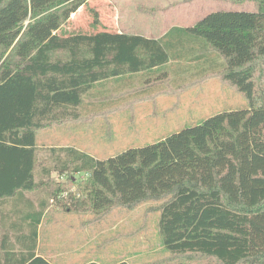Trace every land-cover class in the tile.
Instances as JSON below:
<instances>
[{
    "label": "trees",
    "instance_id": "16d2710c",
    "mask_svg": "<svg viewBox=\"0 0 264 264\" xmlns=\"http://www.w3.org/2000/svg\"><path fill=\"white\" fill-rule=\"evenodd\" d=\"M222 1L241 4L247 0ZM252 2L253 11H217L194 26L170 31L203 39L199 41L206 53L201 57L210 61L213 55L220 56L223 61L211 68H218L215 73L247 101L237 111H250L249 202L241 193L237 197L226 189L216 156L209 162L210 182L189 176L165 191L152 193L151 181L156 175L161 177L159 149L158 158L151 164L139 160L136 166L145 194L130 199L140 193L138 188L124 194V201L112 197V201L127 207L165 199L159 207V235L165 249L176 255L201 254L222 264H264V0ZM88 3L0 0V206L10 200L21 202L24 193L39 188V131L53 123L81 119L85 98L104 82L120 84L139 76L146 79V88L138 94L161 93L157 88L169 79L166 67L180 59L170 47L182 39L172 41L168 34L162 40L107 30L60 35L62 27ZM27 20L30 22L23 31ZM11 48V54L2 61ZM51 152L55 156L58 153L57 163L64 165L59 169L60 176L68 169L73 174L90 175L80 186L83 197L61 187L53 196H61L59 200L69 202L73 211L92 207L94 188L111 196L106 186L109 179L119 190V182L130 175L129 164H120L124 155L98 161L75 147L51 148ZM69 183L75 184L74 176ZM44 207L31 203L27 213L0 209V264H53L37 254Z\"/></svg>",
    "mask_w": 264,
    "mask_h": 264
},
{
    "label": "rangeland",
    "instance_id": "374dc122",
    "mask_svg": "<svg viewBox=\"0 0 264 264\" xmlns=\"http://www.w3.org/2000/svg\"><path fill=\"white\" fill-rule=\"evenodd\" d=\"M113 1L117 2L111 13L115 19L114 25L99 22L101 16L98 11L96 13L98 6L92 0L73 15L59 34L120 31L121 28L128 31L124 26V17L120 19L119 16H126L135 7L129 0L125 4L120 0ZM231 3L245 10H255L252 0L241 4ZM212 7L216 6L212 3ZM109 19L108 14L103 16L105 22ZM118 20L122 21L120 25ZM29 22H24L23 31ZM176 34L179 33H173ZM180 35L183 38L181 42L170 47L176 56L180 54V59L171 61L166 67L169 79L157 88L161 93L156 91L154 96L138 94L146 88V79L139 76L129 78L121 85L114 80L104 82L85 98L84 107L80 109L81 119L53 123L38 132L41 163L36 174L41 184L35 191L24 193L21 202L6 201L4 208L7 212L21 210L27 213L31 203L45 206L39 226L37 254L53 264H85L93 261L102 264L120 261L129 264H222L213 257L201 254L182 256L165 249L158 227L159 207L165 199L145 201L130 207L112 201L113 198L124 201V194L138 188L140 193L133 194L130 199L145 194L142 174L136 175V166L139 160L151 164L158 158L159 149V161H163L161 177L156 175L151 181L149 187L152 193L165 191L189 176L210 182L209 162L216 156L226 189L237 197L241 193L244 200L249 202L251 124L247 119L250 111H237L247 101L243 94L215 73L218 68H211L223 61L220 56L215 54L208 61L201 57L206 53L202 48L204 46L200 45L201 38ZM166 45L169 48L170 44ZM11 51L12 48L4 53L2 61L8 58ZM188 127L191 128L176 133ZM234 133H238L237 136ZM61 147H75L98 161L124 155L120 157V164H129L130 175H125L124 180L119 182V190L117 183L114 188L109 179L106 186L111 196L94 188L92 207L70 210V203L59 200L61 196L54 198V194L61 187L83 197L80 186L88 181L90 175L86 172L73 174L72 169H68L65 171L67 174L60 176L62 173L59 169L64 165L57 163L59 154L53 155L51 148ZM201 154L209 158H203ZM71 176H74V185L69 183ZM98 178L102 182L100 171Z\"/></svg>",
    "mask_w": 264,
    "mask_h": 264
},
{
    "label": "crops",
    "instance_id": "0c3cea01",
    "mask_svg": "<svg viewBox=\"0 0 264 264\" xmlns=\"http://www.w3.org/2000/svg\"><path fill=\"white\" fill-rule=\"evenodd\" d=\"M92 0H89V3ZM97 3L96 11L100 14V22L104 25L115 24L114 17H111L112 7L117 2L113 0H94ZM113 1V2H112ZM128 0H120V3H127ZM129 0L135 9L126 16L121 15L119 18L124 19V26L128 31L107 30L113 33H127L142 35L150 39H163L168 34V39L180 42V34L173 35L170 31L174 28H189L194 26L210 13L217 11H249L234 5L229 1L222 0ZM211 2V3H210ZM212 3L215 8L212 7ZM129 4V3H128ZM144 5V6H138ZM115 6V5H114ZM253 11V10H252ZM108 14L109 20H103V16ZM119 21V25L122 21ZM133 30L132 31H130ZM147 33V34H146ZM148 33H153L149 35ZM156 34V35H154ZM5 204L0 206L1 211H6ZM102 264L100 261H95Z\"/></svg>",
    "mask_w": 264,
    "mask_h": 264
}]
</instances>
